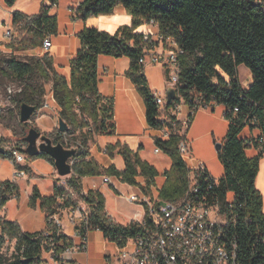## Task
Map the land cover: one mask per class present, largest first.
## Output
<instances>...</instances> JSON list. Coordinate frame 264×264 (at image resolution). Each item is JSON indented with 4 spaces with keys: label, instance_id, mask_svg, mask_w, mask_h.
I'll return each instance as SVG.
<instances>
[{
    "label": "trees",
    "instance_id": "16d2710c",
    "mask_svg": "<svg viewBox=\"0 0 264 264\" xmlns=\"http://www.w3.org/2000/svg\"><path fill=\"white\" fill-rule=\"evenodd\" d=\"M3 1L8 7L17 2ZM45 1L53 7L60 0ZM118 6H123L133 17L132 27H123L115 34L84 28L78 34L82 48L72 60L70 80L56 73L51 75L53 62L48 53L30 61L14 57L8 61V70L13 78L43 81L24 86L20 94L21 106L28 104L36 111L40 110L47 96L45 83L53 82L52 94L59 107V117L70 128L66 134L58 131L54 143L64 145L65 136H70L75 138V145H80L67 187L79 200L89 205L91 232H102L105 238L120 247L141 230L139 223L122 226L113 222L106 212L105 197L101 193L89 191L83 194L82 178L116 177L134 186L137 185V178L142 177L145 180L142 190L150 195L159 177L156 168L126 144L118 142L106 147L107 155L114 157L117 153L124 159V170L117 169L115 165L103 167L88 153V143L93 136H113L117 129L113 102L99 91L100 56L130 59L127 74L144 98L147 122L152 128L159 127L153 92L148 86L145 70L139 64L143 35L135 33L139 27L154 21L161 36L176 39L185 51L181 61L184 88H195L219 103L239 109L237 115L227 117L228 132L218 152L224 176L212 193L223 212L232 211L238 215L235 232L243 264H264L263 195L256 188L260 161L264 157V0H84L77 14L86 21L92 17L110 16ZM12 24L19 26L17 41L9 43L14 52L42 50L44 39L58 32V18L50 14L48 6H42L40 13L32 17L15 12ZM241 66L252 75V84L247 90L240 81ZM246 130L249 132L247 136L243 135ZM260 139H263L262 143ZM178 143V137L156 142L172 160V167L164 173L166 180L159 194L160 199L167 202L180 201L189 188V171L179 153ZM18 150L25 154L24 148ZM250 150L257 154L249 156ZM0 156L11 158L8 151ZM38 158L54 164L46 154L28 157V161ZM23 170L32 172L28 166H24ZM63 195H68V190L57 184L52 196H42L34 187L29 205L36 208L39 203L40 209L51 215L58 211V199ZM13 197H19L16 184L0 181L1 238L7 237L16 242L13 260L7 261L0 254V264H48L43 257L46 246L43 233H24L18 223L1 216ZM65 204L74 206L76 202L68 196ZM51 231L53 236L48 242L55 243L58 254H63L67 247L75 244L72 238L58 233V229Z\"/></svg>",
    "mask_w": 264,
    "mask_h": 264
},
{
    "label": "built area",
    "instance_id": "2783aa9c",
    "mask_svg": "<svg viewBox=\"0 0 264 264\" xmlns=\"http://www.w3.org/2000/svg\"><path fill=\"white\" fill-rule=\"evenodd\" d=\"M150 25L157 24L152 21ZM18 28L19 26L13 24H0V39L8 44L16 42ZM52 46V38L48 36L43 41L42 51L48 53ZM184 55L185 51L176 39L164 38L160 33L154 36L143 34L142 57L139 64L144 70L149 66H159L166 74L165 94L153 92L159 123L158 128L150 127L156 132L154 153H163L156 144L158 140L179 138L178 150L189 171L188 191L178 202L161 200L159 194L162 187L156 185L151 189L155 190V196H128L129 202L144 204L147 214L139 223L140 233L126 239L119 247V253L109 257L108 264H243L235 232L238 215L232 211L230 213L222 211L212 193L219 180L211 175L203 161L195 159L192 142L189 139L190 129L198 113L218 112L229 123L227 117L237 115L239 109L219 103L215 98L208 97L195 88H184L181 82V61ZM250 86L251 84L243 88L247 90ZM168 88L176 91V97L170 104L167 103ZM9 94L12 95L13 92L9 91ZM51 100L57 104L52 93ZM58 111L52 107L47 94L42 108L36 111L35 115L44 116L51 112L57 116ZM262 141L263 139L259 140L260 143ZM72 147L80 145L77 143ZM9 153L11 155L9 160L17 166L15 178L27 177L29 173L23 170V165L28 161L26 154L18 148L10 150ZM71 163L74 165L75 159ZM164 178L166 180L165 176ZM105 182L110 183L111 177L105 176ZM68 196L76 205L66 206ZM58 203V211L51 215L47 214V227L42 232L46 240L43 257L48 264H64V256L84 253L89 245L91 232L89 205L75 199L74 194L70 193L59 197ZM239 208L243 206L239 205ZM67 227L72 229L71 236L65 233ZM53 228L75 241V244L67 247L63 254L56 252L54 242H48L53 236L51 231Z\"/></svg>",
    "mask_w": 264,
    "mask_h": 264
},
{
    "label": "crops",
    "instance_id": "0c3cea01",
    "mask_svg": "<svg viewBox=\"0 0 264 264\" xmlns=\"http://www.w3.org/2000/svg\"><path fill=\"white\" fill-rule=\"evenodd\" d=\"M83 1L60 0L56 6L51 7V3L45 0H17L14 6L8 7L3 0H0V24L12 25V16L15 12L32 17L40 13L42 6L50 7V14L56 15L58 18V32L51 37L53 46L48 52L53 62V70L50 73L51 75L56 73L70 80L72 60L82 48L78 34L84 28H94L115 34L119 29L132 27L133 25V17L127 13L123 6H118L114 14L110 16L92 17L84 21L77 14L78 7ZM135 33L142 35L147 33L154 36L159 33V28L157 25H144L139 27ZM43 54L45 52L42 51L41 55ZM130 65L131 61L127 57H99V91L104 98L113 102L117 129L113 136H93L88 143V153L90 158L95 159L103 167L108 168L115 165L117 169L124 170V159L117 153L114 157H110L106 154V147L115 145L118 142L126 144L131 150L138 152L143 160L156 168L159 172V177H157L155 185L162 187L165 183L164 173L172 167V160L165 153H154L156 132L150 128L147 122L144 98L127 74ZM144 74L150 90L163 94L164 90H166L164 69L159 66H149L145 68ZM49 86L51 89L48 94L51 105L59 110L58 105L51 100L53 82H49ZM200 113L195 117L189 135L191 137L195 136V139L215 137L217 134L215 128L199 136L197 135L198 123L196 124V119ZM220 116L222 117L221 114ZM45 118H51V123L45 124L43 122ZM35 121L37 127L43 133L48 134L52 133L58 125L57 116L51 112H47L44 116L36 117ZM191 142L193 149V141ZM249 152H252V155H249L251 157L257 154L254 150ZM195 159L197 158L195 157ZM2 160L6 159L0 158V161ZM197 160L202 161L200 159ZM8 161L13 168V178H0V181L15 183L19 190V197H13L7 203L1 216L8 221L18 223L24 233H42L47 227V213L40 209L39 203H37L36 208L30 207L29 201L33 188L37 187L42 196H52L57 184L67 189L68 193L74 194L67 187V181L70 177H60L52 162L38 158L30 162L26 161L23 165L28 166L32 171L28 177L15 178L17 166L13 165L9 159ZM2 165V162H0V172ZM81 184L83 194L86 195L89 191H96L105 197L106 212L116 224L129 226L132 223L142 222L146 217L147 209L144 204L131 203L127 200V197L131 195L140 197L146 195L142 190L145 185V180L142 177L137 178V185L134 186L126 184L116 177H111V182L107 183L105 182V176L84 177ZM256 188L263 195L264 211V157L260 161ZM150 195L155 196V190H151ZM74 198L78 199V196L74 194ZM65 233L71 236L72 229L67 227ZM119 249L118 244L105 238L102 232L92 231L89 233L88 250L84 253L66 255L63 260L64 264H108L109 257L117 255Z\"/></svg>",
    "mask_w": 264,
    "mask_h": 264
},
{
    "label": "rangeland",
    "instance_id": "374dc122",
    "mask_svg": "<svg viewBox=\"0 0 264 264\" xmlns=\"http://www.w3.org/2000/svg\"><path fill=\"white\" fill-rule=\"evenodd\" d=\"M41 50H28L14 52L7 42L0 39V149L5 151H10L15 148H26V138L29 135L30 130L36 129L43 135L50 137L53 141L58 136V125L52 133H43L41 129L37 127L36 114L33 116L31 121L27 123L26 126L20 120V110H21V91L24 86L29 83H39L42 80H17L13 78L8 70V61L11 58H17L20 61H30L34 57L41 56ZM240 81L243 87H247L251 84L252 78L251 73L246 69V67L241 66L239 69ZM49 83H45V93L50 92ZM9 91L13 94L10 95ZM165 94V90L164 93ZM57 115V121H58ZM45 124L51 123V118H45L43 120ZM198 123V124H197ZM58 124V122H57ZM197 135L215 128L217 134L215 137L210 136L209 138L195 139V136H190L189 139L193 141V153L197 159L204 161L207 165L210 173L216 178H222L224 176V167L218 158V152L216 151L215 145L217 143H222L228 132L227 122L220 116L218 112L216 113H200L196 119ZM196 125V127H197ZM248 130L243 132V135H248ZM196 135V136H197ZM78 135L75 137L77 138ZM73 137L65 136L64 145L72 146L75 145ZM248 155H252V152H248ZM2 167L0 172V178L12 179L13 178V168L9 163L7 158L1 157ZM30 162V161H29ZM41 164V162H39ZM29 174L27 175V177ZM0 254L7 260H13L16 254V242L10 240L9 238H1L0 230ZM46 257V256H45ZM50 263V262H49Z\"/></svg>",
    "mask_w": 264,
    "mask_h": 264
},
{
    "label": "water",
    "instance_id": "95a60500",
    "mask_svg": "<svg viewBox=\"0 0 264 264\" xmlns=\"http://www.w3.org/2000/svg\"><path fill=\"white\" fill-rule=\"evenodd\" d=\"M176 97V91L173 88L167 90V103ZM36 113V108L23 104L20 110V120L22 123H29ZM69 125L58 116V130L66 134L69 131ZM27 147L25 154L27 157H37L40 154L48 155L56 167L57 173L60 177H70L73 174L72 161L76 159L78 154V147H65L62 143H54V141L43 135L36 129H32L26 138ZM216 151L219 152L222 148V143L215 145ZM5 150H0V154H4Z\"/></svg>",
    "mask_w": 264,
    "mask_h": 264
}]
</instances>
